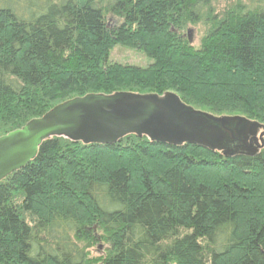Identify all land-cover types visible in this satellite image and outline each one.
I'll return each mask as SVG.
<instances>
[{
    "label": "trees",
    "instance_id": "1",
    "mask_svg": "<svg viewBox=\"0 0 264 264\" xmlns=\"http://www.w3.org/2000/svg\"><path fill=\"white\" fill-rule=\"evenodd\" d=\"M212 2L0 0V137L68 99L120 91L175 92L264 126V0L218 13ZM199 24L194 47L185 31ZM117 44L153 62H111ZM0 264H264V149L45 137L0 182Z\"/></svg>",
    "mask_w": 264,
    "mask_h": 264
},
{
    "label": "water",
    "instance_id": "2",
    "mask_svg": "<svg viewBox=\"0 0 264 264\" xmlns=\"http://www.w3.org/2000/svg\"><path fill=\"white\" fill-rule=\"evenodd\" d=\"M192 29L188 30L192 41ZM260 125L241 116H214L193 109L175 92L90 93L55 105L42 117L0 137V182L35 158L41 140L66 135L85 144H113L129 134L170 145L198 144L225 156L253 155L247 134Z\"/></svg>",
    "mask_w": 264,
    "mask_h": 264
},
{
    "label": "rangeland",
    "instance_id": "3",
    "mask_svg": "<svg viewBox=\"0 0 264 264\" xmlns=\"http://www.w3.org/2000/svg\"><path fill=\"white\" fill-rule=\"evenodd\" d=\"M249 1L251 0H213L212 9L215 11V13H218L221 9L226 8L227 6L232 5L236 2L243 3ZM253 1H255L254 3H256L258 0H253ZM190 27H192L190 29L193 30L191 35V39L193 41L192 44L194 47H199L205 29L203 28V25L200 24ZM185 35L186 36L188 35L187 30L185 31ZM109 60L115 63L135 65L140 67H146L153 62V59L148 55H146L143 51L122 44H117L113 47L109 55ZM240 115L241 114H236V115L232 114V116H240ZM106 248H107V244L102 241L101 244L96 243L93 246L89 247L87 251L90 257L101 258L105 254Z\"/></svg>",
    "mask_w": 264,
    "mask_h": 264
},
{
    "label": "flooded vegetation",
    "instance_id": "4",
    "mask_svg": "<svg viewBox=\"0 0 264 264\" xmlns=\"http://www.w3.org/2000/svg\"><path fill=\"white\" fill-rule=\"evenodd\" d=\"M247 139L248 145L250 144L253 148V154L259 153L260 150L264 149V126L258 127L253 135L247 134ZM220 151H223V149Z\"/></svg>",
    "mask_w": 264,
    "mask_h": 264
}]
</instances>
